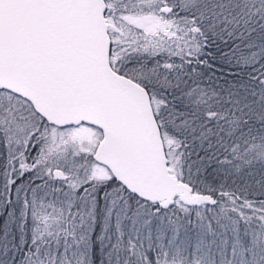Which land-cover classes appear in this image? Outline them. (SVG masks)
<instances>
[{
  "label": "snow or ice",
  "instance_id": "1",
  "mask_svg": "<svg viewBox=\"0 0 264 264\" xmlns=\"http://www.w3.org/2000/svg\"><path fill=\"white\" fill-rule=\"evenodd\" d=\"M0 264H264V0H0Z\"/></svg>",
  "mask_w": 264,
  "mask_h": 264
}]
</instances>
